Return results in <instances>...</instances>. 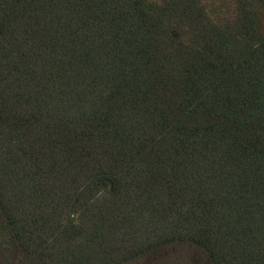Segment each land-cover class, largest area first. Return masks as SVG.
<instances>
[{"label": "trees", "instance_id": "obj_1", "mask_svg": "<svg viewBox=\"0 0 264 264\" xmlns=\"http://www.w3.org/2000/svg\"><path fill=\"white\" fill-rule=\"evenodd\" d=\"M0 264H264V0H0Z\"/></svg>", "mask_w": 264, "mask_h": 264}]
</instances>
